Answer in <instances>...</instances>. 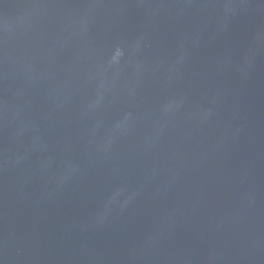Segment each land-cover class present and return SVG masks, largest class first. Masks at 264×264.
Segmentation results:
<instances>
[{
    "label": "water",
    "instance_id": "95a60500",
    "mask_svg": "<svg viewBox=\"0 0 264 264\" xmlns=\"http://www.w3.org/2000/svg\"><path fill=\"white\" fill-rule=\"evenodd\" d=\"M0 264H264V0H0Z\"/></svg>",
    "mask_w": 264,
    "mask_h": 264
}]
</instances>
